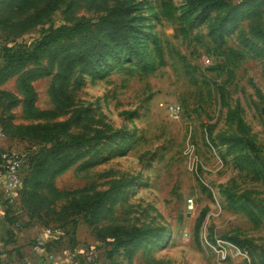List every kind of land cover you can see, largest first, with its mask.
I'll return each instance as SVG.
<instances>
[{
	"label": "rangeland",
	"instance_id": "1",
	"mask_svg": "<svg viewBox=\"0 0 264 264\" xmlns=\"http://www.w3.org/2000/svg\"><path fill=\"white\" fill-rule=\"evenodd\" d=\"M50 32L58 40L0 83L23 179L77 143L69 168L48 164L60 173L36 189L46 203L32 216L89 264H223L204 244L215 237L264 264V0H0V53ZM39 124H59L53 147L14 134ZM97 194V210L83 205Z\"/></svg>",
	"mask_w": 264,
	"mask_h": 264
},
{
	"label": "trees",
	"instance_id": "2",
	"mask_svg": "<svg viewBox=\"0 0 264 264\" xmlns=\"http://www.w3.org/2000/svg\"><path fill=\"white\" fill-rule=\"evenodd\" d=\"M30 22H32V19H28L27 21L22 22L20 24L12 25L10 28H16L19 26L22 28V30L21 31L19 30V32L20 33L25 32V31L29 30L28 24ZM32 27L33 26H30V28H32ZM116 28H117V25L113 24V27L111 30L114 32V34H119L117 31L118 29H116ZM57 40H58L57 34L50 32V33L43 35L42 37H40L38 39V41H36V43L34 44L35 47H34L33 51H29L28 49H30V48H27L26 46H24L22 44L19 45V47H18V45H16L14 47L11 46L10 48L6 47L4 49H1V53H0V76L3 73V76L5 77V79L1 80L0 83L4 82L9 77H11L10 70L15 69L16 71H13V73H17L18 71L23 69L26 66V64H28L29 62H32L33 61V59L31 58L32 52L38 51V50H45L48 48V46L51 45V43H54ZM17 57H18V59H17ZM69 63H71V62H69ZM68 65H69V67H66L65 70H63V72H62V76H63L62 79L58 76L59 79H61V81H60L61 84H63L64 81H66L65 78H67V77L69 78L71 64H68ZM59 75H60V73H59ZM58 77H57V79H58ZM29 79H30V76L25 77L24 79L21 80L20 85H21V88L23 89V92L27 93V95L29 97V101H30V100H32L34 93L31 91L32 88L30 87ZM3 95H4V97H9V99L12 100L11 105H9V106H12L14 104L16 105L19 103V99L17 97H15V95H11L5 91L3 92ZM55 95H56V92H55ZM27 99L28 98H26V100ZM30 103H31V101H30ZM29 106H31V105H29ZM0 122H1L3 134L4 135L8 134L9 133L8 119H1ZM58 126H59V124H56V125H51V124H42L41 125V124H39V125L27 126V127L13 126V129H14V134L16 132V134H18V135H19V133L23 134V132H25V130L31 131V132L40 131L43 134L42 139H45L44 140L45 144L51 145L53 147V145L55 144V141H53V138H54L53 133H54V131H56L55 128ZM73 139L76 141H79V146L77 148H81L82 146H84V144H85L84 141L87 140L85 137H73ZM68 143H69V145H67L68 147H66V149L60 150L61 154L59 156L55 155L54 157L50 158V155H49L46 157L45 162H43L41 164L35 163V165L32 169V170L35 169V171L32 173V175H31L32 171L28 175V176H30V175L32 176L31 179H28V177L26 179H23L24 188L22 191V198L25 197L26 195H29L30 196L29 204L34 209H40V208H42L43 204L46 203V200L44 199V197L36 189L41 187L44 184H46V186L49 189H50V187L52 188V186L55 185V183L53 181L55 176L58 175L60 173V171L62 172V170L69 168L73 164V161H69L68 158H70V153L74 151L71 149V147L73 148L74 146L77 145V143H75V144L73 142L72 143L68 142ZM81 143H82V145H80ZM73 144H74V146H73ZM64 146H66V143H64ZM63 153H65V154H63ZM53 160H54L53 166H60L61 165L60 171L56 172L55 169H51L50 165H48ZM66 162H68V163L66 164ZM39 170H41V171L39 172ZM1 171H2V169H1ZM36 173H37V175H36ZM30 186L35 188V190L32 191L30 189L31 188ZM102 200H103V195L97 194L95 197H93L91 199L84 200L83 205H85L84 203H87V204L93 203L92 207H94L95 210H97L96 208L99 207L98 205H101ZM99 202H100V204H99ZM74 204L80 205V203H74ZM70 207L73 208V204ZM68 208L69 207L63 208L62 213L68 212ZM57 230H59V229H57ZM253 264H255L254 261H253Z\"/></svg>",
	"mask_w": 264,
	"mask_h": 264
},
{
	"label": "crops",
	"instance_id": "3",
	"mask_svg": "<svg viewBox=\"0 0 264 264\" xmlns=\"http://www.w3.org/2000/svg\"><path fill=\"white\" fill-rule=\"evenodd\" d=\"M6 144L7 136L0 127V155L7 152ZM9 153L18 154L17 151ZM4 183V174L0 169V264H78L75 260H80L81 257L84 258L85 264H89L87 254L69 250L70 243L66 240V235L60 231L57 235L46 238L48 249L55 260H49L45 255L36 253L34 245L45 233V225L40 222L42 219L39 216L33 217V211L28 209L29 195L21 197L16 205H11L5 200ZM30 187L32 191L35 190ZM45 219L44 216V221ZM45 224L51 227L49 222Z\"/></svg>",
	"mask_w": 264,
	"mask_h": 264
},
{
	"label": "built area",
	"instance_id": "4",
	"mask_svg": "<svg viewBox=\"0 0 264 264\" xmlns=\"http://www.w3.org/2000/svg\"><path fill=\"white\" fill-rule=\"evenodd\" d=\"M163 106V105H162ZM165 110L172 120H179L181 117V108L178 105H166ZM25 164L23 156L4 152L0 155V167L4 174V198L11 204L16 205L22 197L24 188L22 169ZM59 230L45 231L35 244V252L45 255L49 260H55V257L48 249L47 237L57 235ZM205 247L210 249L223 264H253L251 253L247 249H242L237 244L224 239L215 237L212 241H205Z\"/></svg>",
	"mask_w": 264,
	"mask_h": 264
}]
</instances>
